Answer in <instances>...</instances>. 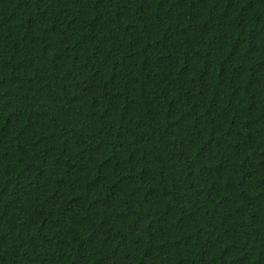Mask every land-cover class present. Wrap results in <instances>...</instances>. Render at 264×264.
<instances>
[{"label": "trees", "instance_id": "1", "mask_svg": "<svg viewBox=\"0 0 264 264\" xmlns=\"http://www.w3.org/2000/svg\"><path fill=\"white\" fill-rule=\"evenodd\" d=\"M0 264H264V0H0Z\"/></svg>", "mask_w": 264, "mask_h": 264}]
</instances>
